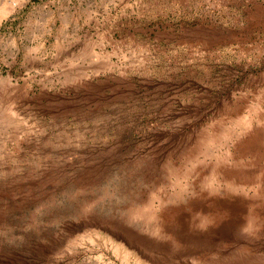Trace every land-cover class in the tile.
Here are the masks:
<instances>
[{
    "label": "rangeland",
    "instance_id": "obj_1",
    "mask_svg": "<svg viewBox=\"0 0 264 264\" xmlns=\"http://www.w3.org/2000/svg\"><path fill=\"white\" fill-rule=\"evenodd\" d=\"M0 264H264V0H0Z\"/></svg>",
    "mask_w": 264,
    "mask_h": 264
}]
</instances>
